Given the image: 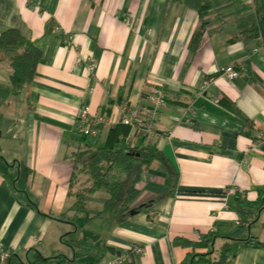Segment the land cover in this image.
<instances>
[{
    "label": "crops",
    "instance_id": "1",
    "mask_svg": "<svg viewBox=\"0 0 264 264\" xmlns=\"http://www.w3.org/2000/svg\"><path fill=\"white\" fill-rule=\"evenodd\" d=\"M209 1L193 49L200 20L175 0H0V34L16 29L42 58L15 94L0 52V253L24 260L36 250L49 264H101L123 254L118 264H184L196 254L215 259L229 244L231 264H264V246L243 245L250 237L264 244V208L251 224L235 209L236 195L254 202L264 186V45L230 41L257 22L248 0ZM237 64L243 70L228 80L222 72ZM157 88L165 103L143 143L175 167V188L123 223L108 214L85 222L75 196L88 178L71 177L75 163L105 144L121 104L144 114ZM83 111L111 124L85 136ZM167 184L163 166L152 163L129 206L143 207ZM106 196L89 194L87 214L101 213ZM207 234L210 247L194 244ZM134 245L143 254L131 252Z\"/></svg>",
    "mask_w": 264,
    "mask_h": 264
},
{
    "label": "trees",
    "instance_id": "2",
    "mask_svg": "<svg viewBox=\"0 0 264 264\" xmlns=\"http://www.w3.org/2000/svg\"><path fill=\"white\" fill-rule=\"evenodd\" d=\"M175 1L193 6L200 20V27L191 43V48L195 49L208 24L207 16L212 8L211 3L209 0ZM230 1L236 3L240 0ZM248 5L253 8L257 22L245 28L230 41L258 39L264 45V0H253ZM0 52L9 59L11 88L13 93L18 94L26 84L33 80L35 70L42 61L41 53L32 42L22 37L16 29H8L0 34ZM224 104L243 121L244 125L250 124L233 103L225 101ZM128 133L129 127L120 124L114 125L108 132L105 144L96 146L91 152L92 154L89 155L87 162L75 163L74 165L72 178H74L75 173L84 174L88 178L87 184L75 196V207L78 213L84 214L85 222L96 216L108 214L113 224L123 223L132 216L130 215L131 211L137 213L150 207L170 194L177 184L176 169L165 154L154 145H144L143 140L146 137L136 138L132 143L125 144L124 139ZM154 162L160 163L165 169L168 182L167 188L143 204V207L131 208L129 205L135 197L136 185L139 182L140 175ZM97 191H103L107 195L103 202V209L98 215H88L85 208L86 197ZM262 208H264V186L259 190L258 197L254 202H250L239 195L235 197L236 212L245 223L251 224L256 221L257 215L254 214V211L257 212ZM213 238V234H207L202 237L199 243L194 244L201 247H210ZM182 243L186 246L192 244L187 240H182ZM243 245L253 248L264 246L255 237L248 238ZM229 253L230 245L225 244L215 259L207 258L209 253L196 254L191 255L184 264H226ZM6 261L7 264H49V259L43 257L36 250L28 251V255L24 260L18 255L10 253Z\"/></svg>",
    "mask_w": 264,
    "mask_h": 264
},
{
    "label": "built area",
    "instance_id": "3",
    "mask_svg": "<svg viewBox=\"0 0 264 264\" xmlns=\"http://www.w3.org/2000/svg\"><path fill=\"white\" fill-rule=\"evenodd\" d=\"M253 0H248V3H252ZM256 51V50H255ZM243 70L242 64H237L233 67H227L224 69L222 74L228 79H234L239 75V72ZM146 110L143 114L139 107H133L126 103L120 105L121 115L114 124H120L129 127V133L125 137V144L132 143L136 138L140 137H149L155 133L153 125V117L156 111L164 106V93L161 88H157L151 95L147 97ZM78 121L80 123L81 132L85 136H95L100 125H110V120H105L101 118L89 119L86 111H83L79 117ZM264 139V135L260 137ZM131 252L136 255H141L144 252L143 247L139 245H134L131 248ZM9 252L0 253V260L6 261L9 257ZM127 255H118L112 258L111 260L101 263V264H118L123 258H126ZM229 258L226 260V264H231Z\"/></svg>",
    "mask_w": 264,
    "mask_h": 264
},
{
    "label": "rangeland",
    "instance_id": "4",
    "mask_svg": "<svg viewBox=\"0 0 264 264\" xmlns=\"http://www.w3.org/2000/svg\"><path fill=\"white\" fill-rule=\"evenodd\" d=\"M92 151H93V149H92L91 151H88L87 153H88V154H92V153H91ZM86 179H87V176L84 175V174H81L80 177H79L78 182H79V183H82V182L85 181ZM95 195H97V193H96ZM96 197H97V196H96ZM215 256H216V255H215Z\"/></svg>",
    "mask_w": 264,
    "mask_h": 264
},
{
    "label": "water",
    "instance_id": "5",
    "mask_svg": "<svg viewBox=\"0 0 264 264\" xmlns=\"http://www.w3.org/2000/svg\"><path fill=\"white\" fill-rule=\"evenodd\" d=\"M135 213H136L135 211H131L130 215H135Z\"/></svg>",
    "mask_w": 264,
    "mask_h": 264
}]
</instances>
